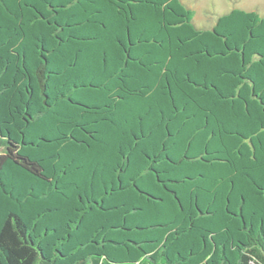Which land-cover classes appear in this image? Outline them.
<instances>
[{
  "label": "trees",
  "instance_id": "obj_1",
  "mask_svg": "<svg viewBox=\"0 0 264 264\" xmlns=\"http://www.w3.org/2000/svg\"><path fill=\"white\" fill-rule=\"evenodd\" d=\"M0 0V264H264V15Z\"/></svg>",
  "mask_w": 264,
  "mask_h": 264
},
{
  "label": "rangeland",
  "instance_id": "obj_2",
  "mask_svg": "<svg viewBox=\"0 0 264 264\" xmlns=\"http://www.w3.org/2000/svg\"><path fill=\"white\" fill-rule=\"evenodd\" d=\"M197 11L195 18L199 28H209L220 15L233 8H242L264 15V0H184Z\"/></svg>",
  "mask_w": 264,
  "mask_h": 264
}]
</instances>
